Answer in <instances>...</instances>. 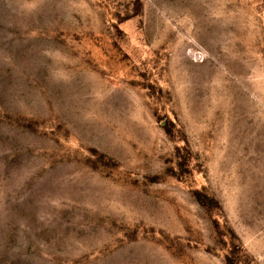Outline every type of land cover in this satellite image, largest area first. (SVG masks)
<instances>
[{
  "label": "rangeland",
  "instance_id": "1",
  "mask_svg": "<svg viewBox=\"0 0 264 264\" xmlns=\"http://www.w3.org/2000/svg\"><path fill=\"white\" fill-rule=\"evenodd\" d=\"M0 264H264V0H0Z\"/></svg>",
  "mask_w": 264,
  "mask_h": 264
}]
</instances>
